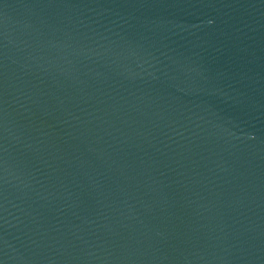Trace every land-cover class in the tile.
Instances as JSON below:
<instances>
[{"label":"water","instance_id":"obj_1","mask_svg":"<svg viewBox=\"0 0 264 264\" xmlns=\"http://www.w3.org/2000/svg\"><path fill=\"white\" fill-rule=\"evenodd\" d=\"M0 264H264V0H0Z\"/></svg>","mask_w":264,"mask_h":264}]
</instances>
